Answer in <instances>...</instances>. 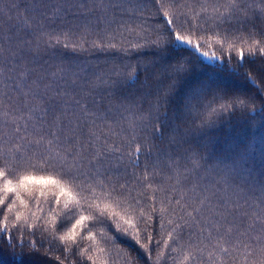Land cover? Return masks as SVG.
Wrapping results in <instances>:
<instances>
[{"label":"trees","instance_id":"obj_1","mask_svg":"<svg viewBox=\"0 0 264 264\" xmlns=\"http://www.w3.org/2000/svg\"><path fill=\"white\" fill-rule=\"evenodd\" d=\"M236 4L240 11L230 0H0V166L63 180L21 191L17 236L40 252L0 248V264H55L45 249L64 264H125L129 254L137 264H264V59L244 42L264 33V0ZM165 10L200 52L220 59L183 44L155 55L152 41L169 39ZM179 58L191 71L176 79L171 65ZM218 86L256 96L260 110L209 116L211 92L188 99ZM157 120L180 131L156 139ZM70 213L92 217L95 239L85 232L67 252L58 237ZM113 213L141 230V243L145 231L152 237L150 252L116 229Z\"/></svg>","mask_w":264,"mask_h":264},{"label":"snow or ice","instance_id":"obj_2","mask_svg":"<svg viewBox=\"0 0 264 264\" xmlns=\"http://www.w3.org/2000/svg\"><path fill=\"white\" fill-rule=\"evenodd\" d=\"M232 5L233 11H240L238 5L236 4V0H230ZM163 7V5H162ZM260 12L264 14V8L260 9ZM163 17L166 20L168 25V36L169 39L167 41H163L161 39H157L152 41L153 46L157 49L155 55L163 57L164 53L167 52L169 49L173 50L174 52H180L184 49H180L178 47L179 44L187 45L189 48L192 49L193 52H200L201 45L199 42L193 41L190 35H184L183 32L185 31L184 26L180 25L177 27L175 21L172 19L170 12L165 10L162 12ZM248 39L251 40V43H248ZM244 42L247 44V50L250 55L259 54L261 59H264V33H260V38L257 39L255 34L249 33V37ZM57 44L60 43L59 38L55 41ZM223 44V41H220ZM67 47L68 45H64ZM114 47V46H113ZM136 47H140L137 45ZM228 47L231 49L234 47L233 44H229ZM236 53L238 56L239 61H244L245 53L243 48L236 49ZM201 55L205 57H209L210 59H220L217 57L215 53H212L209 56L208 52H200ZM191 63L190 60L185 58H179L176 62L171 65L173 71L176 73V79H179L181 75L188 74L191 69L188 65ZM240 67L239 62L237 63L236 67L232 69V71L236 72L237 68ZM144 71H147L145 68ZM261 73V79L264 80V68H260L258 70ZM244 75L247 77V80H250L253 84L257 83L256 77L252 75L250 71H245ZM129 82L132 86H134L135 82L137 81L138 77L136 74L135 68H130L129 70ZM177 85L173 84L172 87L175 88ZM212 93V100L208 104L209 111L205 115H213V114H223L224 112H232L234 115L236 111L247 112L249 110L258 111V101L256 96L252 95H242L237 94L235 92L230 93L227 89L222 88L220 86L217 87V90L213 91L210 87L207 89L201 88L197 91L192 92L188 95L189 101L192 99H199L203 101L204 96L208 93ZM218 104L217 108H213L212 104ZM168 104L167 97L161 102H159L158 106L154 105V109L157 112L163 111L165 106ZM186 109L191 111V104L184 105ZM179 111V110H178ZM179 118V116H178ZM211 124H214V121H205L202 126L208 127ZM180 131L178 126L173 127L168 123L167 120H157L156 125L153 126V135L156 139L164 140L166 135L169 133H177ZM174 139V136H173ZM141 151V147L139 144L136 145L134 151L131 153V156L134 159H139V153ZM50 182L57 186L63 183V180H52L51 176L45 178L41 176L39 178L30 175V174H22L17 176L15 172H13L5 163L3 166H0V248H7L10 250V254L18 255L15 249L19 246L24 247H31L33 253L40 252V248L33 244L31 241L21 242L17 236L19 232L18 223L21 221V213L19 211H14L16 206V201H19L21 204H24V201L20 199V193L22 190H27L30 187V183L37 182ZM67 181L70 183H74L75 178L72 176H67ZM60 195H67L69 199H73L71 192L66 191V187H59ZM13 195L15 199H9V196ZM56 203H59V200H56ZM79 201H77V204ZM65 208L68 207L67 204L64 205ZM106 207H111V205H106ZM12 214V218L10 219L9 215L5 214ZM113 216H119L118 213H113ZM144 213L141 212V216ZM92 219L90 216H85L83 214L75 215L74 213H70L66 215L64 220L61 222V230L64 231L63 235H60L58 239L62 241L65 245V249L67 252H71V247L69 245H75L77 248L80 247V241L84 239L83 233L87 232V238L89 240L95 239V234L92 233L91 229L86 224V221ZM148 220H151L152 217L149 215L147 217ZM120 221H123L124 227L121 225ZM147 223V221H145ZM70 225V226H66ZM115 226L118 231L122 234L128 236L129 238L133 239V241L146 252H150L149 250V242L152 241V237L147 234L145 231L144 239L146 242L141 243L140 239V232L141 230L138 229L130 219H125L123 216H119V220L115 221ZM66 227V230H64ZM15 229V231H13ZM131 229V231H130ZM171 233H169V239H171ZM227 251V249H224ZM44 254L49 256L50 259L55 261V264H64V260L61 257H50V254L47 252V249L44 250ZM68 257L65 256V259ZM91 260V256L88 257ZM125 264H137V261L134 257L130 254L126 257Z\"/></svg>","mask_w":264,"mask_h":264}]
</instances>
